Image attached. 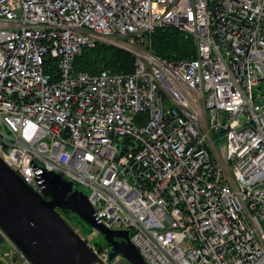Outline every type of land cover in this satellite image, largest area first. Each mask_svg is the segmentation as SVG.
Returning <instances> with one entry per match:
<instances>
[{
	"label": "built area",
	"instance_id": "1",
	"mask_svg": "<svg viewBox=\"0 0 264 264\" xmlns=\"http://www.w3.org/2000/svg\"><path fill=\"white\" fill-rule=\"evenodd\" d=\"M167 25L195 56L151 50ZM100 41L133 71H74ZM0 157L88 187L148 264H264V0H0Z\"/></svg>",
	"mask_w": 264,
	"mask_h": 264
},
{
	"label": "water",
	"instance_id": "2",
	"mask_svg": "<svg viewBox=\"0 0 264 264\" xmlns=\"http://www.w3.org/2000/svg\"><path fill=\"white\" fill-rule=\"evenodd\" d=\"M41 176L38 192L0 157V229L31 264H106L58 209L97 230L110 259L121 255L129 264H148L131 242L130 231L102 224L87 194L72 180L50 171Z\"/></svg>",
	"mask_w": 264,
	"mask_h": 264
},
{
	"label": "trees",
	"instance_id": "3",
	"mask_svg": "<svg viewBox=\"0 0 264 264\" xmlns=\"http://www.w3.org/2000/svg\"><path fill=\"white\" fill-rule=\"evenodd\" d=\"M151 50L168 60L195 56L192 39L172 25L158 27L153 31ZM72 66L74 71H86L91 74L103 68L116 73H130L134 69V56L125 49L100 41L94 46H85L75 57ZM79 221L84 224L80 219ZM102 242L105 244L103 239ZM102 247L104 245L100 244V248Z\"/></svg>",
	"mask_w": 264,
	"mask_h": 264
},
{
	"label": "rangeland",
	"instance_id": "4",
	"mask_svg": "<svg viewBox=\"0 0 264 264\" xmlns=\"http://www.w3.org/2000/svg\"><path fill=\"white\" fill-rule=\"evenodd\" d=\"M153 32H151L149 34V41L151 43V35H152ZM102 42H105V41H102ZM108 43V42H106ZM135 43H137V40H135ZM110 44V43H108ZM113 45V44H111ZM115 46V45H113ZM118 47V46H116ZM121 48V47H119ZM124 49V48H122ZM129 51V50H127ZM130 52V51H129ZM131 53V52H130ZM133 55V54H132ZM103 69H106V68H103ZM80 188L85 192V193H88L90 190L88 187L86 186H80ZM68 213H70L71 215H66V216H63L62 217L68 222V224L79 234V236L81 238H83L87 244L93 249V251L96 252L97 255L100 256V258H102L106 264H129L128 261L122 257L121 255H117L116 257H114L113 259H110L109 260V257L106 258V255L105 254V251L104 249L107 248L106 247V244H103L102 242V235L95 229H90L88 226L89 225H85L82 224L80 221H79V218L75 217L76 215L67 211ZM114 227H118V223H115L114 224ZM8 237L2 233H0V247L3 249V248H7L8 246H11L10 243L8 242ZM10 240V239H9ZM11 241V240H10ZM104 241V239H103ZM12 242V241H11ZM105 243V241H104ZM100 244L101 245H104V247L100 248ZM8 261V260H7ZM5 262V261H4ZM9 263V261H8Z\"/></svg>",
	"mask_w": 264,
	"mask_h": 264
},
{
	"label": "flooded vegetation",
	"instance_id": "5",
	"mask_svg": "<svg viewBox=\"0 0 264 264\" xmlns=\"http://www.w3.org/2000/svg\"><path fill=\"white\" fill-rule=\"evenodd\" d=\"M58 212H59V214L62 216H66V215H71L70 213H68L66 210H60V209H58Z\"/></svg>",
	"mask_w": 264,
	"mask_h": 264
}]
</instances>
